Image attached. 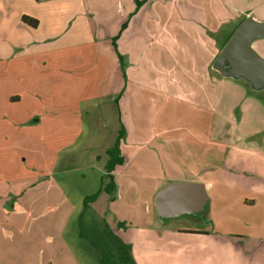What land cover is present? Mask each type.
<instances>
[{"label":"rangeland","instance_id":"1","mask_svg":"<svg viewBox=\"0 0 264 264\" xmlns=\"http://www.w3.org/2000/svg\"><path fill=\"white\" fill-rule=\"evenodd\" d=\"M138 2L140 0L136 2L137 8L140 7ZM250 5L245 0L230 4L227 1L230 10L240 7L246 12ZM84 16L87 19L89 17L88 14H77L70 27ZM245 16V13L240 14L232 24L239 25ZM151 27H154L152 23ZM74 31L79 34L76 39L71 38V43L82 39L86 43L69 47V61L64 64V68L54 52L52 58L49 57L51 60L44 62L45 69L37 72L23 70L28 82L37 75L45 83L43 87L39 86L41 83L38 84L41 88H37L34 96L22 92L20 110L30 113L33 107L36 108L41 113L38 123L27 125L28 122L23 124L20 120L15 124L9 121L10 112L14 109L5 103L6 97L11 96L14 86L21 83L19 76L15 75V60L0 61V68H7L0 72V264H103L99 260V253L80 235V214L85 207V198L94 193L98 195L88 202L92 207H88L82 217L83 229L88 235L93 233L95 227L104 228L106 222L126 241L134 244L131 247L137 255L141 256V250L148 247L160 245L170 251L175 245L172 233L165 228L164 237H147L146 226L151 222V213L154 211L152 200L158 184L151 175L157 170L153 165H147V157L139 155L138 150L130 157L127 170L114 174L113 171L123 162L111 172V183L116 186L113 193L101 188L111 178L106 168L108 149L115 145L121 132L120 148L125 142L131 144V148L142 145L152 131L160 127L171 129L167 132L168 136L184 137L186 142H192L193 134L190 131L195 132L196 129L187 124L190 121L189 113L194 111L188 108L192 97L184 91L180 96L171 93L164 100L167 102L166 107L159 108L157 103L161 105L162 98H157L158 94H150L148 100L156 104L145 108V119L140 117L142 110L136 106L133 107L132 117L128 116L126 106L122 105L121 110L106 91L108 86L104 80L113 67L111 69L106 65L104 54L103 62H97L96 40L93 33L90 35L92 29L73 28L71 37ZM149 32L156 36L155 29L151 28ZM217 47L219 49L220 46L217 44ZM119 55L122 54L118 51ZM123 57L124 68H121L125 81L127 68L136 72L142 67L147 68L144 67L145 63L150 70H159L165 64L157 55L155 59H139L133 64L126 60L125 55ZM226 67L229 68L230 64L226 63ZM62 74L64 80L66 78L63 87ZM233 78L246 87L248 96L257 97L262 107L249 111L237 108L234 116L228 118L224 125L216 117L213 134L208 135L209 141L215 142L214 145L200 144L195 140L186 144L196 152L208 148V151L217 155L218 151H223L212 162V173H216V177L223 168V174L229 173L230 177L238 178L241 184L245 185L246 182V185L255 188L262 204L251 213L259 215L254 225L264 234V87H257L244 77ZM219 111L223 110L219 108ZM175 113L182 115L177 116ZM158 116L177 118L164 126L156 125L157 128L151 125L150 131L145 129L149 126L147 118ZM249 120L250 125H247ZM234 136L238 137V142L232 140ZM217 141L226 143V146L219 147ZM154 143L156 140L151 145ZM233 147L241 149L242 153ZM187 159L192 161V154L187 155ZM223 192L229 196L228 190H211L207 209L190 216L200 221L205 228L215 231L243 229L248 209L235 205L222 208L217 195L224 196ZM93 207L103 215V220L92 213ZM180 240L188 247L200 245L199 240L185 237ZM210 244L215 258L235 263L245 259L236 250H224L222 244L227 242L215 238Z\"/></svg>","mask_w":264,"mask_h":264},{"label":"crops","instance_id":"2","mask_svg":"<svg viewBox=\"0 0 264 264\" xmlns=\"http://www.w3.org/2000/svg\"><path fill=\"white\" fill-rule=\"evenodd\" d=\"M227 1L229 4L242 2V0H140L141 5L137 8V0H0V61L15 60V75L19 76L21 83L14 86L11 96L6 97L5 103L14 109L10 112L9 121L16 123L20 120L23 124L28 122L27 125H32L38 123L41 118V113L34 107L30 113L20 110L22 94L25 92L34 96L37 88L39 90L45 85L43 79H39L37 75L28 82L23 70L37 72L45 69L44 62L52 58L54 52L64 68V64L69 61V47L77 43H86L84 39L71 43V38L74 40L79 34L74 31L71 37V29H92L90 35L93 33L96 40L94 43L97 62H103L105 55L106 65L108 64L111 69L113 67L104 80L108 86L106 91L111 94V100L116 101L121 110L122 105L126 106L127 115L132 117L133 107L136 106L142 110L140 117L145 119L143 112L145 108L156 104L155 101L150 103L148 100L150 94H158L157 98H162L161 105L157 103L158 107L164 108L167 104L164 100L170 97L169 94L180 96L184 91L192 97L188 108L194 111L189 113L190 121L187 123L196 129L195 132L190 131L193 134L192 142L195 140L200 144L214 145L215 142L208 139V135L214 131V120L218 118L224 125L228 118L234 116L237 108L249 111L262 107V102L255 96H248L246 87L234 80V76L224 75L213 65L225 37L238 26L232 23L237 21L240 14L245 13L244 18L252 17L264 22V0H245L251 4L246 12L240 7L230 10ZM81 13L88 14V19L84 16L70 27L73 18ZM151 23L155 28L151 27ZM151 28L155 29V37L149 32ZM115 37L116 48L113 43ZM217 44L220 46L219 49ZM253 47L264 57V37L254 40ZM118 51L132 64L139 59L148 61L155 59L156 55L165 64L159 70H150L145 63L144 67L147 68L142 67L136 72L132 68H127L125 81ZM2 69L4 71L7 68H0V72ZM65 82L66 78L64 80L62 74V87ZM39 83L41 87L38 86ZM124 84L126 85L122 92ZM219 108L223 111H219ZM177 116L147 118L149 126L145 129L150 131L151 125L153 128H157L156 125L164 126ZM246 124L250 125V120ZM160 128L152 131L147 137L148 140L136 148H131V144L127 142L122 143L121 151L125 161L113 171L114 174L127 170L130 167V157L138 150L139 155L147 157L148 160H145L147 165H153L157 170L153 175L150 174L152 179L158 181L157 191L174 181H201L205 183L208 194L218 188L230 191L229 196L224 195L226 192H223L224 196L217 195L222 208L229 205L242 206L249 212L245 217L243 229L215 231L205 228L200 221L190 216L195 214L174 218L160 217L155 205L156 191L152 200L154 211L151 213V222L146 226V234L151 239L162 238L164 228L168 229L175 240V245L170 251L156 245L153 248L142 249L141 256L137 255L132 248L134 244L126 241L109 224L130 247L132 244L131 252L136 263L264 264L263 230L254 225L259 215L251 213L262 204L255 188L246 185V182L245 185L241 184L238 178L230 177L229 173L223 174L225 170L223 168L219 170L221 174L215 177L216 173H212L211 164L223 154L222 150L218 151L217 155L211 150L208 151V148L196 152L186 144L192 143L191 141L186 142L187 139L184 137L168 136L167 132L171 129ZM126 131L130 133L128 129ZM154 140L156 143L151 145ZM232 140L238 142V137L234 136ZM234 141L231 143H235ZM216 145L226 146V143L217 141ZM233 148L242 153L241 149ZM191 154L192 161L187 159V155ZM233 193L236 196H230ZM88 207L92 206L88 204ZM92 209L91 212L96 213V218L104 219L94 207ZM183 237L199 240L200 245L188 247L180 240ZM215 238L227 242L222 244L224 250L229 252L236 250L241 253L245 257L243 262H226L215 258L213 246L210 244Z\"/></svg>","mask_w":264,"mask_h":264},{"label":"water","instance_id":"3","mask_svg":"<svg viewBox=\"0 0 264 264\" xmlns=\"http://www.w3.org/2000/svg\"><path fill=\"white\" fill-rule=\"evenodd\" d=\"M264 37V22L245 18L235 29L214 62V68L224 75L244 77L257 87H264V57L253 47V41ZM226 63L230 67H226ZM209 203L205 183L174 181L155 194L157 213L162 218H174L204 211Z\"/></svg>","mask_w":264,"mask_h":264},{"label":"trees","instance_id":"4","mask_svg":"<svg viewBox=\"0 0 264 264\" xmlns=\"http://www.w3.org/2000/svg\"><path fill=\"white\" fill-rule=\"evenodd\" d=\"M140 6V2H138ZM237 27H235L236 29ZM232 30L229 35H227L222 42L221 49L224 47L230 36L235 31ZM113 43L116 46V37L113 38ZM122 68H124V57L123 55H119ZM122 133L120 137L117 138L115 145L108 149L109 159L106 165L107 168V175L110 176V182L103 183L101 190H106L109 193H113L114 189L116 188L114 183L112 182L113 175L111 172L115 169V167L119 164L124 162V156L121 153L120 148V140L122 138ZM111 183V186H110ZM98 193H94L90 196L85 198V207L80 214V235L85 237L90 245L99 253V260L103 264H137L133 258L131 247L128 243H126L118 234H116L109 226L108 223H104V228H93L92 234H87L83 229V215L87 209L88 202L94 200ZM207 209V207H206Z\"/></svg>","mask_w":264,"mask_h":264}]
</instances>
